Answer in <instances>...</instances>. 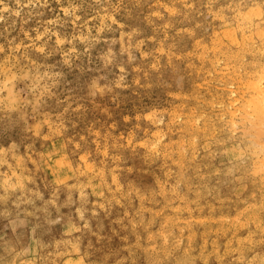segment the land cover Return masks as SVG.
Wrapping results in <instances>:
<instances>
[{"label":"rangeland","instance_id":"rangeland-1","mask_svg":"<svg viewBox=\"0 0 264 264\" xmlns=\"http://www.w3.org/2000/svg\"><path fill=\"white\" fill-rule=\"evenodd\" d=\"M263 17L0 0V264H264Z\"/></svg>","mask_w":264,"mask_h":264},{"label":"bare ground","instance_id":"bare-ground-1","mask_svg":"<svg viewBox=\"0 0 264 264\" xmlns=\"http://www.w3.org/2000/svg\"><path fill=\"white\" fill-rule=\"evenodd\" d=\"M221 6V5H220ZM260 6V5H259ZM232 8V7H231ZM257 9V8H256ZM262 9V8H261ZM246 10V9H245ZM244 10V11H245ZM258 13V12H257ZM215 14V13H214ZM261 15V14H260ZM222 16V15H221ZM241 16V15H240ZM219 18H220V16H219ZM236 18V17H235ZM242 18V17H241ZM264 18V17H263ZM262 18V19H263ZM238 20V19H237ZM259 22H261V21H259ZM246 24V23H245ZM247 24H249V23H247ZM246 24V25H247ZM245 25V26H246ZM240 26V25H239ZM244 26V27H245ZM228 29V28H227ZM236 29V28H235ZM246 35V34H245ZM254 39H255V37H254ZM254 41V40H253ZM254 43V42H253ZM257 43V42H256ZM263 43V42H262ZM218 44V43H217ZM243 44V43H242ZM259 44V43H258ZM261 44V43H260ZM239 47V46H238ZM206 48V47H205ZM222 48V47H221ZM207 49V48H206ZM219 49V48H218ZM248 49H249V47H248ZM260 49H262V48H260ZM221 50V49H220ZM223 52V51H222ZM237 52V51H236ZM248 52V51H247ZM207 53H208V51H207ZM259 53V52H258ZM230 54V53H229ZM240 54H242V53H240ZM245 54V53H244ZM260 54V53H259ZM228 55V54H227ZM231 55V54H230ZM257 55V54H256ZM252 56V55H251ZM208 57V56H207ZM227 57V56H226ZM253 57V56H252ZM251 57V58H252ZM255 57V56H254ZM253 57V58H254ZM259 57V56H258ZM234 58V57H233ZM236 58V57H235ZM211 59H212V57H211ZM216 60V59H215ZM228 60H230V59H228ZM234 61L235 60H237V59H233ZM232 60V61H233ZM239 60H237V62H238ZM247 61V60H246ZM251 61V60H250ZM256 61V60H255ZM204 62V61H203ZM247 63V62H246ZM249 63V62H248ZM237 64V63H236ZM243 65V64H242ZM256 65V64H255ZM258 65V64H257ZM215 66V65H214ZM257 68V67H256ZM261 68V67H260ZM254 70V69H253ZM260 70V69H259ZM260 72V71H259ZM249 73V72H248ZM250 75H251V73H250ZM256 76H258V75H256ZM249 77V76H248ZM248 79V78H247ZM231 82V81H230ZM260 82V81H259ZM258 87H257V91H259V93L261 94V92H262V90L260 89L261 87L259 86V85H257ZM256 88V87H255ZM263 88V87H262ZM232 89V88H231ZM251 89H253V88H251ZM255 90V91H256ZM236 91V90H235ZM260 94H259V96H260ZM261 95H263V94H261ZM255 97V96H254ZM258 97V96H257ZM247 101V100H246ZM229 105V104H228ZM242 105V104H241ZM251 105L252 106H254V114H255V116H257V117H260V118H264V98H263V96H261V98H257L256 100H252L251 101ZM245 110V109H244ZM231 111V110H230ZM241 112V111H240ZM224 113V112H223ZM211 114V113H210ZM245 114V113H244ZM242 115V114H241ZM216 117V116H215ZM257 117H256V119H257ZM253 118V117H252ZM256 122V121H255ZM251 123V122H250ZM241 124V123H240ZM254 125H256V124H254ZM186 126V125H185ZM182 127H184V126H182ZM256 128H258V127H256ZM261 127L259 126V129H260ZM258 129V130H259ZM193 130V129H192ZM185 131V130H184ZM188 131V130H187ZM191 131V130H190ZM190 134V133H189ZM190 136V135H189ZM259 136H260V134H259ZM183 137V136H182ZM257 137H258V135H257ZM179 144V143H178ZM184 145V144H183ZM259 148V147H258ZM192 149H193V147H192ZM259 151H260V149H259ZM260 153V152H259ZM248 156V155H247ZM252 156V155H251ZM258 169V168H257ZM262 169V168H261ZM92 172V171H91ZM264 172V171H263ZM191 174V173H190ZM248 174V173H247ZM254 174V173H253ZM26 175V174H25ZM82 176V175H81ZM194 178V177H193ZM187 180V179H186ZM67 183V182H66ZM184 183V182H183ZM89 184V183H88ZM256 186V185H255ZM261 186V185H260ZM227 187V186H226ZM3 188V187H2ZM221 188V187H220ZM73 189V188H72ZM206 189V188H205ZM247 189V188H246ZM258 189V188H257ZM200 190V189H199ZM79 191V190H78ZM263 191V190H262ZM59 192V191H58ZM80 193V192H79ZM82 193V192H81ZM210 193V192H209ZM208 193V194H209ZM253 193V192H252ZM11 194V193H10ZM14 195V194H13ZM196 195V194H195ZM252 195V194H251ZM255 195V194H254ZM18 196V195H17ZM58 196V195H57ZM126 196V195H125ZM194 196V195H193ZM21 197V196H20ZM215 197V196H214ZM255 197V196H254ZM70 198V197H69ZM84 198V197H83ZM88 198V197H87ZM227 198V197H226ZM128 199V198H127ZM229 199H230V196H229ZM17 200H18V198H17ZM83 200V199H82ZM188 200V199H187ZM233 200V199H232ZM64 202H65V200H64ZM69 202V201H68ZM194 202V201H193ZM207 202V201H206ZM234 202V201H233ZM239 202V201H238ZM237 202V203H238ZM9 203V202H8ZM18 203H20L19 201H18ZM54 203V202H53ZM109 203V202H108ZM191 203V202H190ZM252 203V202H251ZM182 204H184V203H182ZM181 204V205H182ZM211 204H212V202H211ZM206 205V204H205ZM233 205V204H232ZM66 206V205H65ZM79 206V205H78ZM214 206V205H213ZM175 207H177V206H175ZM45 208V207H44ZM174 208V207H173ZM186 208V207H185ZM199 208V207H198ZM222 215V214H221ZM153 216V215H152ZM258 216H260V215H258ZM260 218V217H259ZM221 220V219H220ZM214 221V220H213ZM30 223V222H29ZM204 223V222H203ZM186 225V224H185ZM206 226V225H205ZM261 229H263V228H261ZM212 230V229H211ZM161 231V230H160ZM209 231V230H208ZM234 232V231H233ZM251 232V231H250ZM208 233V232H207ZM227 233V232H226ZM236 233V232H235ZM242 234V233H241ZM234 235V234H233ZM245 235V234H244ZM208 236V235H207ZM247 237V236H246ZM148 238V237H147ZM192 240V239H191ZM237 240V239H236ZM263 240V239H262ZM35 243V242H34ZM159 243V242H158ZM197 246V245H196ZM221 248V247H220ZM200 251V250H199ZM190 252V251H189ZM186 253V252H185ZM206 254V253H205ZM204 254V255H205ZM197 256V255H196ZM163 263V262H162ZM177 263V262H176Z\"/></svg>","mask_w":264,"mask_h":264},{"label":"snow or ice","instance_id":"snow-or-ice-1","mask_svg":"<svg viewBox=\"0 0 264 264\" xmlns=\"http://www.w3.org/2000/svg\"><path fill=\"white\" fill-rule=\"evenodd\" d=\"M59 43H63V41H59ZM0 51H3V50H0ZM40 52H41V53H44V49L41 48V49H40ZM95 87H96L95 84H93V88H95Z\"/></svg>","mask_w":264,"mask_h":264}]
</instances>
